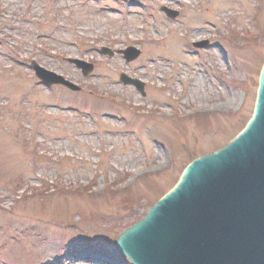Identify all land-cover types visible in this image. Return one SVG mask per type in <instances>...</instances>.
Returning <instances> with one entry per match:
<instances>
[{
  "label": "rangeland",
  "instance_id": "374dc122",
  "mask_svg": "<svg viewBox=\"0 0 264 264\" xmlns=\"http://www.w3.org/2000/svg\"><path fill=\"white\" fill-rule=\"evenodd\" d=\"M260 32L264 0H0V264H130L116 205L142 215L242 127ZM128 45L140 54L125 62ZM66 58L94 68L83 76ZM30 59L81 89L43 87Z\"/></svg>",
  "mask_w": 264,
  "mask_h": 264
},
{
  "label": "water",
  "instance_id": "95a60500",
  "mask_svg": "<svg viewBox=\"0 0 264 264\" xmlns=\"http://www.w3.org/2000/svg\"><path fill=\"white\" fill-rule=\"evenodd\" d=\"M161 9L171 18L177 14ZM122 52L127 61L139 54L131 47ZM101 53L112 54L107 48ZM68 61L83 75L92 69ZM30 65L42 84L78 89L34 61ZM120 79L142 92L136 80ZM116 246L133 264H264V63L244 128L220 150L187 165L174 188L124 230Z\"/></svg>",
  "mask_w": 264,
  "mask_h": 264
},
{
  "label": "trees",
  "instance_id": "16d2710c",
  "mask_svg": "<svg viewBox=\"0 0 264 264\" xmlns=\"http://www.w3.org/2000/svg\"><path fill=\"white\" fill-rule=\"evenodd\" d=\"M134 201H131L130 199L126 198L124 199L121 203H119L118 205H116V208L120 209L122 212H129L128 215L126 217H124L126 220H123L122 218L119 219L118 224H116V226L118 227V229H123L124 227L128 226L129 224L135 222L139 216H136L135 214H133L134 209L132 208V206H134L135 204H133Z\"/></svg>",
  "mask_w": 264,
  "mask_h": 264
}]
</instances>
